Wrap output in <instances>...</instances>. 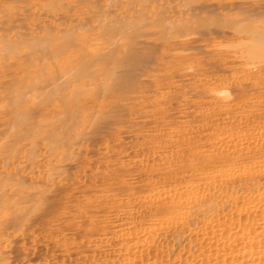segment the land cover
Wrapping results in <instances>:
<instances>
[{
    "label": "bare ground",
    "instance_id": "6f19581e",
    "mask_svg": "<svg viewBox=\"0 0 264 264\" xmlns=\"http://www.w3.org/2000/svg\"><path fill=\"white\" fill-rule=\"evenodd\" d=\"M257 26L264 28V2L260 0H0V264H171L168 262V255L172 252L165 251L164 255L161 253L164 249L160 250V247L153 245L155 239L159 238L160 244L165 247L168 244L171 247H178L179 242L182 240L185 242L186 248L184 245L183 248L179 246L178 251L185 250L184 252H189L186 255L190 256L186 257L179 252L177 260L182 254L185 257L182 256L180 262L176 261L177 264H189L187 258L193 261L192 264H264V195L261 190L259 191L261 187L259 183L262 182L252 183L256 178L258 181L262 175L264 176V144H260L264 143L262 136L258 138L261 141L255 137L259 142L254 140L253 144L248 143V148L247 144L246 148L244 147L248 156L254 151L252 154H258V157L263 158L261 161L260 158L253 161L250 154L248 158L249 161L252 160L251 164L255 165L253 166L255 170L249 165L247 169L240 165L242 162L240 159L243 157L239 156V152L244 155L243 150H236L238 153L236 155L232 148L231 151L237 156L235 157L230 150L227 151L228 148L225 150V145L220 144L224 149L216 148L220 145L215 147L216 144H213L215 141L211 139L213 137L208 136L209 139L206 135L207 138L203 139V141L206 139L203 148L208 149L202 153L199 150L200 145L198 146L201 139H195L192 131L191 134H194L196 141H193V138L191 141L190 133L189 136L185 133L190 140L179 138V143L185 146V151L184 147L181 148L183 153L181 150L180 153L177 152L176 149L173 151L177 154L173 151L172 154L169 153L175 156V159L169 154L170 157L164 156L162 152L157 156L163 155L159 158L164 157L163 160H167L166 162L169 160L171 163L179 159V166L186 170L187 174L184 176V171L178 167L183 176L180 175V170V173L171 171L167 176L166 173L162 176L165 179L172 175L169 180L166 178L168 181L160 178L161 183L147 185L144 192L151 193L148 195L151 202L150 204L148 201L149 205L136 196L139 187L135 185L137 183L135 178L129 179L128 176V179L124 178L126 175L139 176L142 168L138 167L140 165L138 168L134 167L136 165L131 166L140 169L139 174L138 171L132 170L128 165L129 158L125 154L126 146L123 147L126 143L133 145L134 138L129 135L131 134L129 130L140 126L145 132L147 125L152 126L150 128L152 134L149 131L147 134L149 133V138L153 142L144 143L142 150L147 151L149 148L163 150L172 144L167 143L172 141L169 131L162 127L164 130L162 132H168L167 135L170 136L166 137L167 139L163 138L164 133H159L157 123L160 118L155 120L157 118L154 117H158L157 115L162 112L159 105L163 100L161 97L177 99L180 95L172 97L174 95L172 92L177 90L178 95V90L185 91L188 87L200 86L197 78H194L199 75L198 73L201 75V70L205 69L202 67L206 64L200 63L198 58L195 61L193 57L192 62L187 63L190 59L185 62L189 55L187 58L184 56L185 60L181 58L185 50L194 48L192 44L196 36L211 40L214 35L216 37L219 35L225 39L228 34H231V37L237 33L242 39L247 40L251 39V34L249 37L245 36L249 31L254 34ZM234 38L236 41L238 36ZM260 41L264 43L263 40ZM231 42L233 43V39ZM242 44L238 47L240 48ZM251 46L248 51L253 48ZM254 49L257 51L255 46ZM245 50L247 51V48ZM258 50L261 51L260 48ZM256 51H253L254 54ZM210 52H207L208 56ZM249 54L250 51L248 56ZM261 54L260 52V56ZM252 57L256 58L255 63L253 58L250 59L254 64L256 62L259 64L257 60L263 58L256 55ZM242 59L244 62L241 63L244 65L249 61ZM251 62L250 64H253ZM262 63L264 65V62ZM201 64L203 66L199 72L196 67L199 65L200 68ZM263 65H260L261 69L264 68ZM192 69L198 71V73L194 71L197 75L193 72L194 78L176 75L179 71ZM259 69L255 72L257 70L261 72ZM167 70L172 71L171 73L176 72L168 77L170 80L163 74V71ZM239 72V76L245 75L243 71ZM149 76L153 77L151 81L147 80ZM223 76L225 78V74ZM175 78L178 79L175 81ZM250 79L256 81L259 76L257 74ZM258 83L264 84L261 80L257 81ZM151 84L155 89L151 88ZM199 86L197 87L200 88ZM251 87L250 91L253 92ZM150 88L152 94L149 93ZM196 88L193 89L195 92ZM169 91H172L171 94ZM169 94L172 95L170 98ZM257 97L253 96L251 99L256 98L257 102ZM178 101L181 100L178 98ZM259 102L258 100V104ZM163 106L164 104L161 107ZM166 113L169 119H173L172 113L171 115L168 111ZM262 113L264 114L259 112L258 115ZM137 116L140 117L136 118ZM146 116L152 117L153 120H147L149 117ZM142 117L147 121L142 120ZM165 119L163 121L166 123ZM225 123L230 124L227 121ZM197 128H201L202 132L205 130V127ZM211 128L210 130H214V127ZM244 131L247 132L246 129ZM178 133L181 135L180 132L174 134ZM261 134L264 136L263 132ZM133 135L136 137V134ZM131 138L133 139L130 140ZM149 138L145 137L142 140L147 141ZM138 140L137 143L141 144V139ZM176 143L177 147L178 142ZM121 144L122 147L118 149ZM138 144L136 146L140 145ZM238 144L240 145V142ZM227 145L229 146L228 143L226 147ZM237 147L238 145L235 148ZM238 156L241 162L236 161ZM231 159L242 169L229 166L228 169L225 168ZM177 162H174L175 165ZM245 164L243 165L247 166ZM252 169L258 174L260 172L263 174L251 179L255 173ZM229 174L237 175L239 182L245 175L252 176L247 182H243L245 179L242 180L241 187L239 185L243 190V196L236 195L234 191L231 193L236 195L234 204L238 199L241 204L245 203L242 204L244 207L253 204L249 207L251 212H248L249 208L246 209L248 215L242 213L240 207L238 210L234 207V212L236 210L237 212L233 214L232 207L231 211L228 209L231 212L229 215L225 214L228 213L227 209L222 212L223 208L230 207L226 201L232 202L228 199L231 197H227L225 202L224 198L219 197L220 193L229 190L223 185L227 180L225 177ZM140 176L143 177L142 174ZM173 179L183 186L179 188L180 184L177 185ZM174 184L178 188H174ZM230 184L227 188L231 187ZM238 184L234 185L238 187ZM200 185L208 186L205 187L207 189L205 195H197L201 192L198 191ZM210 188L217 189L219 196L217 193H209ZM139 191L143 192V189L140 187L137 193ZM117 194H120L119 199ZM122 194H126L122 198L127 195L130 197L129 205H139L140 216L130 217L122 209L128 205V199L123 200L120 197ZM215 199H218L219 208ZM216 208L222 210L220 211L223 217H220L219 210L216 212ZM214 209L216 214L219 212L218 216L213 212ZM153 213L154 216L158 213L160 217H166L170 220L168 223L175 224L177 229L174 230L175 226L170 227L171 230L163 226L166 224V218L163 220L156 216L165 223L156 217V220L152 219ZM255 218H258L257 222ZM243 219L246 221L245 224L241 222ZM247 220H250L248 224ZM191 232L194 236L190 237L192 240L194 238L193 242L190 240L193 249L186 244L184 238L178 242L182 235L188 234V237L192 235ZM176 262L174 260V263Z\"/></svg>",
    "mask_w": 264,
    "mask_h": 264
},
{
    "label": "rangeland",
    "instance_id": "374dc122",
    "mask_svg": "<svg viewBox=\"0 0 264 264\" xmlns=\"http://www.w3.org/2000/svg\"><path fill=\"white\" fill-rule=\"evenodd\" d=\"M261 2H264V0H260ZM256 28V30H255V33L258 31V30H261L262 28L260 27H255ZM252 29V28H251ZM258 29V30H257ZM262 30H264V28L262 29ZM261 30V31H262ZM230 32H232L231 30H229ZM261 31H258L256 34L254 33H251L250 31H249V33L245 36V34H243L245 37H249V34H251L250 35V37H251V39L250 38H248V39H250V40H246V38L243 36V38H245V40H246V42H245V40L244 39H242V36L241 35H238L237 33L234 35H232L231 37H230V35L231 34H228V36L226 37V36H224V37H226L225 39L223 38V36H219V35H217V37H216V35H214L213 36V39H211V40H209L208 38H205V39H201L200 37H197L196 36V38H195V40H194V43L192 44V45H194V48L196 47V44H198V46L195 48V50H194V48L193 49H190V50H188V51H191V50H193V51H191L190 53L187 51V50H185V51H183V52H185L183 55H181V58H183L184 60H185V58H187V56L189 55L190 56V58H189V56H188V58L185 60V62L187 61V60H189V61H187V63L188 62H192L194 59H195V61H197V60H199L200 61V63H204V64H206V65H204L203 66V64H201V66H200V68H199V65H198V67H196V69L198 68L199 69V72H200V70H201V67L204 69V70H201L202 72H201V75H200V73H198V69L197 70H194V69H192V71H184V72H182V71H179V72H181V73H179V72H173V73H171L170 72V70H167V71H163V74L164 75H166V77H167V80H170L168 77H171L170 75H174L175 73H176V75H188L189 77L191 76H193V78H194V75H197L196 74V72H194V71H197V73L200 75V77H199V75H197L194 79H196L197 78V82L198 83H200V86L199 85H197V86H199L200 88H198L197 86V88L196 87H188L187 89H185V91L184 90H182L183 91V93L185 94H183V93H181L182 91L181 90H178V92L180 93H178V95L176 94L177 92V90L176 91H174V90H172V91H174V92H172V91H169V93L170 92H172V94H174L173 96L172 95H170L169 94V98L172 96V97H177V96H179V97H177V99L175 98H170V99H168V98H164V97H161L163 100H162V102L160 101V108H162V112H160L159 113V115H161V117L159 116V115H157L158 117H154V118H157V119H155V120H158L159 118L161 119H159L158 121L160 122H158L157 121V123L159 124V133H164L163 134V138H165V139H167L166 137H168V138H170V136H172L171 137V139H172V141H170V142H167V143H172V144H170V145H173V147L172 146H170L169 145V147L168 148H163V150L162 149H156V148H154V150H152L151 148H149L147 151L149 152H147L146 150H142V149H144V147H143V145H144V143H152L153 141L151 140V138H149V133L150 134H152V132H150V128H152V126L151 125H147V128H145V132L143 131L144 129H143V127H135L136 128V130L138 131V130H140V131H142V132H140V131H135V128H133L134 129V131H130L129 130V133H131V134H129L130 136L132 135L133 136V138H131L130 140H132V142H133V145H132V143H129V144H121V146H118V149H120V147H122V145H123V147L124 146H126L125 147V154L128 156L127 158H129L127 161H128V165L131 167H133L134 165H136V166H134L135 168H140L141 169V171H140V169L139 170H137V169H135V168H132V170L134 169L135 171L134 172H137V174H139V171H140V173L143 175V177L142 176H131V175H124L125 177V179H128V177H129V179H131V177H133L132 179H134L135 178V182H137V183H139V184H135L136 185V187L138 188V190L140 189V187H141V189H143V192H140L139 191V193H137V191L138 190H136V196H138L139 198H141L142 199V201L143 200H145L146 201V204H147V202L149 201V199H148V195H150L151 193H145L144 191H146L145 189L147 188L146 186L147 185H150V184H159V182L161 183V180H160V178L162 179V180H167L169 177H171V176H169V177H166L165 179H163L162 178V176L165 174L166 176H167V174L168 173H170L171 171H173V172H179V170L180 169H182V167L181 166H179V164H180V160L178 161L177 159H176V161H174L173 159V163H171V161H169L168 160V162H166L167 160H163V158L161 157V159L159 158L160 156H166L167 157V155L170 153V154H172L173 152H176L177 150V152H179L180 153V150H181V153H183V151H185V146H183L181 143H179V138H183L184 137V139L186 138L187 140L189 139V137H187V135L189 136V133H190V139L191 138H193V141H196L195 139H198V140H200L201 139V142H199L200 144H198V146L200 145V147H199V150H200V152L202 151V153L203 152H205L208 148L206 147V148H203V142H205L206 141V139H205V141H203V139H204V137H206V135H207V137L209 136H212L213 138H211V139H213L212 141L214 142L213 144L215 145V147L217 146V145H220V144H222L224 147H225V150L227 149V151L228 150H230L229 152L231 153H233V155L235 156V152H236V155H238V153H237V151L236 150H243V154L245 155H241V152H239L240 154H239V156H241V157H243L244 158V161H243V158H241L240 160H242V162H244V163H242L240 160H239V156H238V158H237V160L236 161H240V162H238V163H240V165L242 166V168H245V169H247V167H249V166H251V167H255V165H252L251 164V161H249L250 159L248 158V157H250L251 155V159H253V161L255 160V161H257L260 157H258V154H252L254 151H252V152H250V154H249V156L247 155V152L246 151H244L245 149H244V147L246 148V144H247V148L249 147V145L250 144H253L258 138H260L261 136V138H262V141H264V136L261 134L262 132H263V134H264V131H263V127H264V114L262 113V114H259L258 115V113L259 112H264L263 110H264V84H262V83H258L257 84V81H259V80H261L262 82H264V72H263V70H264V68L263 69H261L260 68V65L262 66L263 65V63L262 62H264V60H263V58H264V43L262 44V43H260L261 41L260 40H263V42H264V31H263V33L261 32ZM252 32H254V31H252ZM259 35V36H258ZM263 35V36H262ZM237 37L238 36V38H236L237 40V42L238 43H240V44H244V45H246V46H244L243 44L241 45V47H243V48H239L238 46H240V44H236L237 42L235 41V38L234 37ZM256 37V36H258V37H256V38H254V37ZM260 36H262L261 37V39H260ZM195 37V36H194ZM229 37H230V39H229ZM233 37V38H232ZM253 37V38H252ZM191 38H193V37H191ZM199 39V41H198V39ZM215 38H217V39H215ZM219 38H220V40H219ZM263 38V39H262ZM222 39V40H221ZM232 39H233V43H235L236 45H232L233 43L231 42L232 41ZM241 39V40H240ZM260 39V40H259ZM201 40V41H200ZM217 40V41H216ZM230 40V41H229ZM240 40V41H239ZM255 40V41H254ZM195 41H197V42H195ZM221 42V44H220V42ZM224 41V42H223ZM235 41V42H234ZM243 41V42H242ZM253 41V42H252ZM257 41H259V42H257ZM190 42V41H189ZM199 42V43H198ZM222 42H223V44H222ZM232 44H231V43ZM224 43H226L225 45H224ZM231 45L230 47H229V44ZM252 43H254V45L252 44ZM255 43H257V45L259 46V44H261L259 47H257V45L255 44ZM251 46V48L253 47L254 48V46H255V48H257V51H256V49H254L253 50V48L252 49H250L249 51H250V54H251V56H250V54H249V56H248V53H249V51H248V48H250V46ZM233 46V47H232ZM248 46V47H247ZM228 47V48H227ZM240 49H238V48ZM245 47V48H244ZM261 47H263L262 49H261ZM199 50H198V49ZM247 48V51L245 50ZM260 48V52L262 53L261 54V56H260V52H259V49ZM201 50H203V51H201ZM210 52L209 53V56H208V54H207V52ZM210 50V51H209ZM243 50V51H242ZM263 50V51H262ZM197 52V54H196V52ZM199 51H201V52H199ZM253 51H256L255 52V54H254V52ZM188 52V53H187ZM202 52H203V54L204 53H206V54H204V56H203V54H202ZM234 52V53H233ZM239 52V53H238ZM243 52H244V55H243ZM247 52V53H246ZM186 53H187V55H186ZM193 53H195V54H193ZM199 53V54H198ZM211 53H213V54H211ZM259 53V54H258ZM258 54V55H257ZM192 55V56H191ZM211 55V56H210ZM253 55H256L257 57H263V58H260L259 60H257V61H259V64L256 62V64H254L255 63V61H256V58L254 59V57H252ZM184 56H186L185 58H184ZM207 56V57H206ZM194 59H193V58ZM230 57V58H229ZM249 57V58H248ZM192 58V59H191ZM198 58V59H197ZM227 58H229V59H227ZM236 58V59H235ZM242 58H245V61L247 62V60H249L250 62L252 61V60H250V59H252L253 58V61H254V63L253 62H251V63H253V64H250V62L248 61L247 63L249 64H242L243 62H244V59H242ZM197 59V60H196ZM206 59H208L207 61H209V62H211V63H208L207 61H205ZM241 59V60H240ZM247 59V60H246ZM258 59V58H257ZM261 59H262V62H260L261 61ZM205 61V62H203V61ZM194 61V62H195ZM199 61H198V63H199ZM231 61V62H230ZM240 61V62H239ZM241 61H242V63H241ZM207 62V63H206ZM239 62V63H238ZM262 63V64H261ZM208 64V65H207ZM211 65V66H210ZM244 65V66H243ZM248 65V66H247ZM254 65H256V66H259V68L258 67H256V66H254ZM206 66V67H205ZM209 66V67H208ZM264 66V65H263ZM208 68H210V69H208ZM207 69V70H206ZM253 69V70H252ZM256 69H259V70H261V72H259L258 70H257V72H255L256 71ZM252 70V71H251ZM228 71V72H227ZM239 71H243V74H245V75H252L251 77L253 78V77H256V75L258 74V76H259V79L258 80H256V81H254V79H250L249 77H246L245 75H243V76H241L242 74H240V76H239ZM244 71H245V73H244ZM247 71V72H246ZM248 71H249V73H248ZM161 73H162V71H160ZM166 72V73H165ZM190 72H192V73H190ZM193 72H194V75H193ZM206 72V73H205ZM209 74H208V73ZM169 73H171V74H169ZM183 73H185V74H183ZM228 75H227V74ZM242 73V72H241ZM251 73V74H250ZM255 73V74H254ZM262 73V74H261ZM168 74V75H167ZM191 74V75H190ZM221 76V74H225V78H224V76L222 75L221 77L219 76V75ZM175 75V76H176ZM204 75H208V77H204ZM215 77H214V76ZM227 75V76H226ZM212 76H213V78H212ZM151 77V78H150ZM188 77V78H189ZM217 77V78H216ZM219 77V78H218ZM224 78V79H221V78ZM246 77V78H245ZM201 78H203L202 80H201ZM205 78V79H204ZM243 78V79H242ZM153 79V77L152 76H149V78H147V80L148 81H151ZM178 78H175V81L177 80ZM215 79H217V81L215 80ZM226 79H227V81H226ZM238 79V80H237ZM241 81H240V80ZM249 79V80H248ZM173 80V79H172ZM171 80V81H172ZM207 82H205V81ZM221 80V81H220ZM247 80V81H246ZM251 80H252V82H251ZM201 81V82H200ZM225 81V82H224ZM230 81V82H229ZM240 81V82H239ZM214 82H216V83H214ZM236 82V83H235ZM238 82V83H237ZM204 83H205V86H204ZM213 83V84H212ZM227 83V84H226ZM247 83V84H246ZM202 84V85H201ZM211 84V85H210ZM221 84V85H220ZM223 84V85H222ZM246 84V86H244ZM250 85V87H251V89L253 90V92H251L250 91V87H249V85ZM152 85V86H151ZM150 86H151V88L152 89H155V86H153V84H151ZM208 85V86H207ZM213 85V86H212ZM215 85H216V87H215ZM225 85H227V87L225 86ZM230 85V86H229ZM237 85V86H236ZM240 85H242V86H240ZM149 86V87H150ZM210 86V87H209ZM220 86V88H222V89H220V88H217V87H219ZM224 86H225V88H224ZM240 86V87H239ZM207 87V88H206ZM232 87V88H231ZM237 89H236V88ZM249 89H247V88ZM149 89L150 91H149V93L150 94H152V89ZM195 89L196 88V92H198V93H196L193 89ZM209 88V89H208ZM228 89L227 91L225 90V89ZM236 89V90H234V89ZM201 89H203V90H201ZM206 89V90H205ZM211 89H213V90H211ZM216 89V90H215ZM224 89V90H223ZM242 89V90H241ZM244 89V90H243ZM199 90H201L200 91V93H199ZM205 90V91H204ZM209 92H208V91ZM229 90H231V91H229ZM241 90V91H240ZM255 90V91H254ZM226 91V92H225ZM229 91V92H228ZM234 91H236V92H234ZM238 91V92H237ZM245 92V93H242V92ZM249 93H247V92ZM202 92V93H201ZM224 92V93H223ZM209 93V94H208ZM211 93V94H210ZM229 93V94H228ZM231 93H233V94H231ZM236 93V94H235ZM255 93H256V95H255ZM175 94H176V96H175ZM199 94H200V96H199ZM226 94H228V95H226ZM238 94H240V95H238ZM244 94V95H243ZM247 94V95H246ZM258 94V95H257ZM184 95V96H183ZM203 95V96H202ZM207 95V96H206ZM212 95V96H211ZM230 95V96H229ZM242 95V96H241ZM251 96L252 95V97L254 96H258L259 97V99H258V97H257V102H255L256 101V98L255 99H251L249 96ZM196 96V97H195ZM233 97H234V99H236L235 101H234V99H233ZM160 98V97H159ZM178 98H179V100H181V101H178ZM185 98V99H184ZM190 98V99H189ZM194 98V99H193ZM206 98V99H205ZM216 98V99H215ZM241 100H240V99ZM244 98H247V99H244ZM172 99H174L173 101H172ZM193 99V100H192ZM196 99V100H195ZM198 99V100H197ZM208 99V100H207ZM210 99V100H209ZM219 99V100H218ZM231 99V100H230ZM238 99H239V101H238ZM248 99H250V100H248ZM161 100V99H160ZM171 100V101H170ZM190 100V101H189ZM215 100V101H214ZM247 100V101H246ZM258 100L261 102V105H259L260 104V102H259V104H258ZM166 101H168V103L165 102ZM171 103H170V102ZM175 101V102H174ZM185 101V102H184ZM187 101H189V102H187ZM194 101V102H193ZM199 103H198V102ZM231 101V102H230ZM179 102H181V103H179ZM183 102V103H182ZM192 104H191V103ZM196 102V103H195ZM215 102V103H214ZM236 102V103H235ZM161 103H162V105L164 104V106L163 107H161L162 105H161ZM175 103V104H174ZM178 103V104H177ZM185 103H186V106H185ZM206 103V104H205ZM232 103V104H231ZM240 103V104H239ZM168 104V106H166ZM196 104V105H195ZM199 104H200V106H199ZM213 104V105H212ZM228 104V106H225V105H227ZM176 105V106H175ZM181 105H183V106H181ZM234 105V106H233ZM235 105H237V106H235ZM173 106V107H172ZM188 106H190V107H188ZM195 106V107H194ZM197 106V107H196ZM223 106V107H222ZM231 106V107H230ZM234 108H233V107ZM165 107H169V109L168 108H165ZM222 107V108H221ZM225 107V108H224ZM235 107L238 109V111H237V109H235ZM174 109L173 111H172V109ZM223 108H224V110H223ZM231 108V109H230ZM165 109V111L167 110L168 111V113H170V115H171V113H172V117L171 118H173V119H169V117H167L166 116V112L165 111H163ZM171 109V110H170ZM187 109V110H186ZM228 109V110H227ZM230 109V110H229ZM201 112H200V111ZM228 112H226V111ZM187 111V112H186ZM189 111V112H188ZM199 111V112H198ZM185 112V113H184ZM190 112H192V113H190ZM255 112H256V114H255ZM166 113V114H165ZM177 113V115H175V114ZM180 113V114H179ZM181 114H183V115H181ZM187 114V115H186ZM198 114V115H197ZM257 115V116H255V115ZM138 115V114H137ZM167 115H169V114H167ZM182 117H181V116ZM189 115V116H188ZM195 115V116H194ZM135 116H136V114H135ZM134 116V117H135ZM163 116H165V117H163ZM176 116V117H175ZM180 116V117H179ZM191 116V117H190ZM229 116V117H228ZM258 116H260V117H258ZM140 117V116H139ZM138 116L136 117V118H139ZM146 117H149V116H146ZM167 117V118H166ZM196 119H199V120H196ZM198 117V118H197ZM223 117V118H222ZM255 117H258L259 118V120H258V118H256L255 119ZM165 119L168 123H169V121L171 120V122L168 124V125H166V123H165V121H163V119ZM178 118H180V119H178ZM184 118H186V119H184ZM193 118H194V120H193ZM224 118H225V120H224ZM146 118L145 117H142V120H145ZM148 119H151V120H153L152 119V117L150 118H147V120ZM205 119H207V121L209 122H207ZM232 119V120H231ZM137 120H139V119H137ZM147 120H145V121H147ZM196 120V122H194V124H193V121H195ZM202 120V121H201ZM179 121V122H178ZM227 121V123H230V124H227V125H225L226 122ZM150 122V120L148 121V123ZM164 124H162V123ZM188 122H189V124H188ZM197 122H199V123H197ZM200 122H201V124H200ZM203 122V123H202ZM172 123V124H171ZM179 125H178V124ZM191 123V124H190ZM219 123H221V124H219ZM223 123V124H222ZM150 124V123H149ZM198 124H199V126H198ZM207 124V125H206ZM208 124H210V125H208ZM212 124V125H211ZM171 125V126H170ZM178 125V126H177ZM191 125V126H190ZM201 125V126H200ZM203 125V126H202ZM205 125V126H204ZM151 126V127H150ZM161 126V127H160ZM185 126H187V127H185ZM189 126V127H188ZM248 126V127H247ZM165 128V131H169V134H170V136H169V134L167 135V133L168 132H162V131H164L163 130V128ZM184 127V128H183ZM194 127V128H193ZM197 127H202L203 129H204V127H205V130H204V132H205V134H204V132H202V131H200V129H198ZM209 127V128H208ZM210 127H214L213 129L214 130H210ZM247 127V128H246ZM162 130H161V129ZM170 129V130H168V129ZM172 128V129H171ZM181 128H183V129H181ZM185 128H186V130H185ZM188 128V129H187ZM189 128H190V130H189ZM208 128V129H207ZM211 128V129H212ZM249 128H250V130H249ZM174 129V130H173ZM180 129V130H179ZM247 130V132L246 131H244V130ZM261 129V130H260ZM189 130V131H188ZM195 130H196V132L198 133V134H196V132H195ZM198 130H199V132H198ZM209 130V131H208ZM149 131V133L147 134V132ZM173 131V132H172ZM180 132V134L181 135H179V133H178V135H175V134H177V132ZM192 131L194 132V134H195V136H196V138H195V136H193L191 133H192ZM210 131H214L213 133L212 132H210ZM134 132H136V133H134ZM140 132V133H139ZM202 132V133H201ZM208 132V133H207ZM242 132V133H241ZM143 133H145V136H144V134ZM175 133V134H174ZM183 133V134H182ZM185 133L187 134V135H185ZM249 133V134H248ZM251 133H253V134H251ZM254 133H255V135H254ZM133 134H136V137H134L135 135H133ZM140 134V135H139ZM157 134V133H156ZM202 134V135H201ZM215 136H214V135ZM260 134V135H259ZM128 135V136H129ZM138 135V136H137ZM141 135H143V136H141ZM199 135V136H198ZM240 135V136H239ZM247 135V136H246ZM250 135V136H249ZM257 135H259V136H257ZM131 136V137H132ZM198 136V137H197ZM237 136V137H236ZM142 137V138H141ZM145 137H146V139L147 138H149L147 141L146 140H142V139H145ZM174 137V138H173ZM175 137H177V138H175ZM206 137V138H207ZM208 137V138H209ZM245 137H247V138H245ZM249 137V138H248ZM253 137V138H252ZM255 137L257 138L256 140H255ZM195 138V139H194ZM216 138V139H215ZM218 138V139H217ZM240 138V139H239ZM250 138H252V139H250ZM135 139H141V144H142V146H140L138 143H137V140H135ZM170 139V140H171ZM175 139V140H174ZM189 139V140H190ZM210 139V138H209ZM230 139L232 140V141H230ZM236 139V140H235ZM169 140V139H168ZM174 140V141H173ZM248 140H250L249 142H248ZM255 140V141H254ZM259 141H261V139H258ZM257 140V142H259ZM136 143H135V142ZM152 141V142H151ZM167 141V140H166ZM191 141H192V139H191ZM220 143H219V142ZM222 141V142H221ZM227 142L228 144H229V146L227 145V147H226V144L227 143H224V142ZM236 141V142H235ZM247 141V142H246ZM138 142H139V140H138ZM143 142V143H142ZM176 142H178V146L176 147V145H177V143ZM233 142V143H232ZM240 142V145L238 144ZM242 142V143H241ZM251 142V143H250ZM219 143V144H218ZM235 143H237V144H235ZM243 143H245L244 144V146H243ZM248 143H249V145H248ZM136 144H138L139 146H136ZM180 144H181V146H180ZM260 144H264L263 142H261ZM259 144V145H260ZM192 145H194V143H192ZM202 145V146H201ZM222 145H220V146H218V147H216V148H223L224 149V147H221ZM232 145V146H231ZM233 145H234V147H233ZM238 145V149L237 148H235L236 146ZM168 146V145H167ZM231 146V148L229 149V147ZM240 146H241V148H240ZM263 146V145H262ZM141 147H142V149H141ZM145 147H147V144H145ZM175 147V148H174ZM182 147H184L183 149H181ZM202 147V148H201ZM243 147V148H242ZM170 148V149H169ZM232 148H234L233 149V151H235V152H233V151H231L232 150ZM176 149V151H173V150H175ZM121 150H124V148H121ZM137 150H139V151H137ZM169 150V151H168ZM183 150V151H182ZM204 150V151H203ZM224 150V151H225ZM128 151V152H127ZM144 151V152H143ZM155 151H157L156 153H155ZM164 151H166V152H164ZM173 151V152H172ZM138 152V153H137ZM147 152V153H146ZM152 152H154V153H152ZM162 152V153H161ZM172 152V153H171ZM177 152H176V154H177ZM228 152V153H229ZM245 152V153H244ZM140 153V154H139ZM163 154V155H159V157L157 156L158 154ZM167 153V154H166ZM231 153V154H232ZM149 154H151V155H149ZM166 154V155H165ZM169 154V155H170ZM139 155V156H138ZM147 155V156H146ZM153 155V156H152ZM168 155V157H170V156H172V158L174 157V159H175V156H173V155H170L169 156ZM255 155V156H254ZM256 155H257V157H256ZM150 157V159H149V157ZM156 156H157V158H156ZM152 157V158H151ZM165 157V158H166ZM235 157H237V156H235ZM245 157H247V158H245ZM253 157V158H252ZM255 157V158H254ZM257 158V159H256ZM158 160V161H156V160ZM161 161H160V160ZM168 159V158H167ZM171 159V158H170ZM263 158H260V160L259 161H261ZM147 162H146V161ZM149 160V161H148ZM233 162H235L234 164H233V162L232 161H229V163H231L232 164V166H231V164L229 165V163H228V165L225 167V168H227L228 169V166L229 167H238V165L239 164H237L236 163V161L235 160H233V159H231ZM248 160V161H247ZM151 161V162H150ZM155 161V162H154ZM178 161V162H177ZM149 162V163H148ZM171 164H170V163ZM174 162H177V164L175 165V163ZM151 163V164H150ZM153 163V164H152ZM154 163H156V164H154ZM162 163V164H161ZM168 163H169V166H168ZM245 163H247V164H245ZM159 164V165H158ZM243 164H245V165H247V166H244ZM138 165H140V166H138ZM143 165V166H142ZM171 165V166H170ZM175 165V166H174ZM234 165V166H233ZM236 165V166H235ZM239 165V166H240ZM249 165V166H248ZM138 166V167H137ZM146 166V167H145ZM175 167V170H174V167ZM178 167L180 168V169H178ZM253 167V168H254ZM145 168V169H144ZM238 168H240V167H238ZM242 168H240V169H242ZM148 169V170H147ZM150 169V170H149ZM226 169V170H227ZM255 169V168H254ZM254 169H252V170H254ZM256 170V169H255ZM255 170L253 171V172H255ZM145 171H146V173H145ZM151 173H150V172ZM181 171V170H180ZM182 171H184V169H182ZM182 171H181V176H183V173H184V176L187 174V173H185L186 172V170L182 173ZM149 172V173H148ZM252 172V173H253ZM259 172V171H258ZM180 173V172H179ZM131 174V173H130ZM136 174V173H135ZM146 176H145V175ZM149 174V175H148ZM259 174H263V172L261 173H259ZM257 172H255L254 173V178H251L252 176H250V177H247V175H245L241 180H240V182L239 181H237V178H236V176L235 175H232V174H229V175H227V177H225V179H227L226 180V182H225V184H224V182H223V185L225 186V188H226V190L227 189H229V190H227V196H225L226 195V193L225 192H222V193H220V196H219V193L218 192H216V190L215 189H211L210 188V190H209V193L210 192H212L211 194H218V196L219 197H222V198H224L223 200H224V202H225V200H227V197H231V198H228L229 199V201L230 200H232V202L230 201V202H228V200L226 201L227 202V205L228 206H230L229 208H226L225 206H227V205H225L224 207L225 208H223V211L222 212H225L226 211V209H227V211L226 212H228V213H225V214H227V215H229L231 212V214H233V212H234V210L235 209H239V207L241 208V209H239L242 213H247L246 215H248V212H251V210H250V208L249 207H251V205L253 206V204L252 203H250V205L248 206V207H244V205H242V204H245V203H242L241 204V201L238 199V201H240V202H236V203H238L239 205L241 204V206H238V204H234L233 202L235 201L234 199H235V196L238 194V196L239 195H241L242 193H243V190L241 189V188H239V185H240V187L242 186L240 183H242L241 181L242 180H244L245 179V181H243V182H247L248 181V178H251V179H255L256 177H260L261 175H259ZM132 175H133V172H132ZM160 175H161V177H160ZM128 176V177H127ZM145 176V177H144ZM147 176H148V178H149V180H147ZM231 176V177H230ZM232 176H234V178H236V179H234V178H232ZM256 176V177H255ZM263 176V175H262ZM260 177L261 179L260 180H258L257 181V178H256V181L254 180L253 182L251 181V180H249V182L251 181L252 183H255V182H262V184L261 183H259L260 185H261V187H260V189H259V191L261 192V193H263L262 195H264V188H262V186L264 185V183H263V180H264V176L263 177ZM127 177V178H126ZM136 177H138L137 179H136ZM230 177V178H229ZM144 179V181L142 180V179ZM173 178H175V177H173ZM232 178V179H231ZM141 179V180H140ZM137 180V181H136ZM160 180V181H159ZM169 180V179H168ZM167 180V181H168ZM221 180H223V179H221ZM229 180V181H228ZM230 180H231V182L233 183V184H230L231 182H230ZM234 180V181H233ZM238 180H239V177H238ZM150 181V182H149ZM155 181H157V182H155ZM171 181H172V178H171ZM174 181H176L175 183L177 184V180L176 179H173V182ZM165 182V181H164ZM181 182V181H180ZM183 182V181H182ZM222 182V181H221ZM250 182V183H251ZM228 183V184H227ZM239 183V184H238ZM181 186H180V185ZM227 184V185H226ZM231 185V187L230 188H227V186L228 185ZM234 184H238V187L236 186V185H234ZM243 184V183H242ZM177 185H179V188L180 187H182L183 185L181 184V183H178ZM235 187H234V186ZM174 188H178V186H176L175 184H174ZM205 187H208L207 185H205L204 187H203V185H200V189L198 190V191H201L200 193H197V195L199 194V195H205L207 192H205L207 189H205ZM264 187V186H263ZM145 188V189H144ZM231 188H232V191H231ZM234 188H236V189H234ZM214 190V191H213ZM238 190H240V191H238ZM229 191H231L230 193H228ZM236 192V195H232L231 193L232 192ZM237 191H238V193H237ZM213 192H215V193H213ZM240 192V193H239ZM142 193H144V194H142ZM224 193H225V195H224ZM221 194L222 195H224V197L223 196H221ZM229 194V195H228ZM244 194V193H243ZM243 194L241 195V196H243ZM119 195L120 194H117V196H118V199H119ZM123 195H126V194H122L120 197L122 198L123 197ZM234 198H233V197ZM237 196V197H238ZM143 197H144V199H143ZM120 198V200H124V198H130L128 195L126 196V197H124V198H122L121 199ZM132 198V197H131ZM222 198H220V200H219V203H221L220 201H222L221 199ZM239 198V197H238ZM252 198V197H251ZM127 199H125V200H127ZM140 199V200H141ZM219 199V198H218ZM218 199H215L216 200V203H217V208H219L218 207ZM122 200V201H123ZM234 200V201H233ZM128 201H129V199L127 200V204H128ZM130 202V201H129ZM150 202V201H149ZM149 202H148V205H149ZM155 202V201H154ZM223 203V202H222ZM228 203H230V205L228 204ZM145 204V205H146ZM150 204H151V202H150ZM168 204V203H167ZM231 204H232V206H231ZM131 205V206H130ZM128 204L126 207L124 206V208H122L125 212H127V215H129L130 217H132L131 215H133V217H135V218H137V216L139 215L140 216V214H139V209H141V208H139V205L138 204H134V205H132V204ZM220 205V204H219ZM234 205V206H233ZM237 205V206H236ZM227 206V207H228ZM245 208H243V207ZM233 208V211H231L232 210V208ZM234 207H235V209H234ZM216 208V212L219 210V209H217ZM247 208H249V209H247ZM231 211V212H229V210ZM244 209V210H243ZM246 209L247 210H250V211H248V212H246ZM254 209V208H253ZM253 209H252V211H253ZM219 210V215H220V217H223L222 216V212ZM237 210L235 211V212H237ZM210 211H213V210H210ZM245 211V212H244ZM213 212H215V209H214V211ZM216 212H215V214H216ZM234 212V213H235ZM212 213V212H211ZM218 213L216 214L217 216H218ZM135 214H136V216H135ZM158 214V213H157ZM157 214H155L156 216H158V217H160L159 215H157ZM214 216H215V214L214 213H212ZM223 215H224V213H223ZM245 214L243 215L244 217L246 216ZM152 216L154 217H152V219H155V217L156 216H154V213L152 214ZM158 217H156L157 218V220H159L160 218H163V220L166 218H164L163 216L162 217H160L159 219H158ZM205 218H207V217H205ZM199 219H200V217H199ZM248 219H250V217L248 218ZM156 220V219H155ZM162 219L161 220H159V221H163ZM203 220H204V218H203ZM257 220H258V218L256 219L255 218V221L257 222ZM168 221H170L169 219H165V222H166V224H164L163 226H166V228H168V229H170L171 230V228L170 227H173V226H175V224H172V223H168ZM250 221V220H249ZM249 221L247 220V224L249 223ZM164 222V221H163ZM164 222V223H165ZM242 222V224L244 223H246V221H244V219H243V221H241ZM168 223V224H167ZM175 229H177L176 228V226H175V228H174V230ZM187 234V233H186ZM190 234V233H189ZM191 234L192 235H189L188 237H187V235L186 236H184V235H182L179 239H178V242H179V240H182L181 238H184V241H186V244L187 245H189L190 246V248H192L193 249V247L190 245V240L193 242V240H194V238H193V240H192V238L190 239V237H194L193 236V232H191ZM186 239V240H185ZM157 240V241H156ZM188 240H189V242H188ZM183 241V240H182ZM181 241V242H182ZM157 242V243H156ZM179 242L180 244H179V246H185V248H186V245L184 244L185 242ZM154 244L153 245H155V246H157V248L158 247H160L159 249L160 250H163V251H161V253L162 254H164L165 255V251H171L172 252V254H170V255H168V262L170 263L171 262V264H173L174 263V260H175V262L176 261H179L180 259H181V257L183 256V257H185L183 254H185L186 255V253H189V252H184L183 250H181V252L183 253L182 254V256L179 258V260H177V258H178V256H179V252L180 251H178V248H179V246L178 247H175V246H173V247H171V245H167L166 247L163 245V244H160L161 243V240H160V238H159V240L158 239H155V242H153ZM191 244H193V243H191ZM162 245H163V247H162ZM162 248V249H161ZM183 248V247H182ZM179 250H180V248H179ZM174 251V252H173ZM180 252V253H181ZM175 255H177V256H175L176 257V259H175V257L174 256ZM181 255V254H180ZM189 257L190 255L189 254H187L186 255V257ZM183 257H182V259H183ZM173 259V260H172ZM189 259V260H188ZM163 260V259H162ZM181 261V260H180ZM179 261V262H180ZM190 261V262H189ZM187 262L189 263V264H192L193 263V261H191V259L190 258H187ZM174 264H177V262L176 263H174ZM187 264V263H186ZM227 264H231V263H227Z\"/></svg>",
    "mask_w": 264,
    "mask_h": 264
}]
</instances>
